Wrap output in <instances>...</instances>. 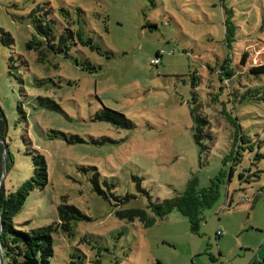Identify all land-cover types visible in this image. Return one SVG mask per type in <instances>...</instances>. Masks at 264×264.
I'll list each match as a JSON object with an SVG mask.
<instances>
[{
    "label": "rangeland",
    "instance_id": "obj_1",
    "mask_svg": "<svg viewBox=\"0 0 264 264\" xmlns=\"http://www.w3.org/2000/svg\"><path fill=\"white\" fill-rule=\"evenodd\" d=\"M32 15L55 43L71 28L70 47L49 48ZM260 63L264 0H0L1 191L32 175L36 153L47 165L14 225L55 222L65 198L84 218L53 233L49 264H264V74L249 72ZM104 107L129 125L97 118ZM95 172L106 192L134 197L103 198ZM191 180L218 191L197 232L177 207L151 226L114 213Z\"/></svg>",
    "mask_w": 264,
    "mask_h": 264
},
{
    "label": "trees",
    "instance_id": "obj_2",
    "mask_svg": "<svg viewBox=\"0 0 264 264\" xmlns=\"http://www.w3.org/2000/svg\"><path fill=\"white\" fill-rule=\"evenodd\" d=\"M32 23L37 32V35L42 37L48 45L49 48L56 51H64L63 47H70V42L68 38L72 37L71 28L67 29V34H61L58 37L57 43L52 42L55 35L52 33V26L45 18L40 16L32 15ZM232 23L230 25L225 24L224 30V41L225 43L230 40L232 36ZM77 35L80 36V32L77 30ZM51 40V41H50ZM50 41V42H48ZM223 41V43H224ZM67 52H65V55ZM246 55V54H245ZM227 60V59H226ZM220 69H224V74L230 76L234 72L228 71L230 68L223 64ZM232 69V68H231ZM253 74H264V63L252 66L249 70ZM0 118V176L2 171V159L4 158L5 149L1 142L5 137L6 122L3 114ZM97 118L111 120L115 124H122L128 126V120L122 115L113 110L104 107L101 114L97 115ZM198 120V118H197ZM205 122V120H202ZM201 124L196 125L195 140L199 142V133ZM72 141H82V138L78 136H72L69 139ZM8 151V149L6 148ZM5 163L8 160L9 153H7ZM33 161V173L32 175L24 180L16 189L13 191L6 192L2 190L0 192V245L2 248L3 259H5L4 264H25L26 260L30 257H35L39 264H49L50 258L53 255V233L61 229L70 235V225H68V220L70 218V213L78 212V215L84 216L80 213L79 209L62 198V202L57 206V220L46 225L32 227L29 229L17 228L14 225L13 217L21 209L24 204L26 197L29 192L35 188H42L47 182V165L45 158L42 154L36 153L32 156ZM136 179V189L137 191L145 194L148 198L150 196L147 194L140 185V179ZM192 179V178H191ZM195 181V180H194ZM193 180L189 181L187 188L180 196H175L172 198H163L161 200L152 201L148 200L146 208L141 207H129V208H117L114 210L115 215L120 219H125L127 221L139 220L143 226H151L155 223L157 218H161L166 214L170 213L175 207L185 215L190 224V229L193 232H197L203 218L201 216L202 210L206 206H210L213 203V199L217 196L218 191L216 187L213 186L211 190H207L210 187L204 189H196L195 182ZM91 182L95 191L105 199L112 198L115 203L114 205H119V203H125L130 198L134 197L133 194L126 193L123 196L114 195L110 192V186L107 188V192L102 189L98 183V173L95 172L91 178ZM106 185L108 183L104 181ZM208 191L210 193H208ZM79 219V218H78ZM219 231V230H218ZM221 231V230H220ZM222 234V233H221ZM217 232V235H221Z\"/></svg>",
    "mask_w": 264,
    "mask_h": 264
},
{
    "label": "water",
    "instance_id": "obj_3",
    "mask_svg": "<svg viewBox=\"0 0 264 264\" xmlns=\"http://www.w3.org/2000/svg\"><path fill=\"white\" fill-rule=\"evenodd\" d=\"M2 179H3V176L1 175L0 176V191L2 188ZM0 229H1V226H0ZM0 264H3V254H2L1 245H0ZM25 264H39V263H38V260L32 256L26 260Z\"/></svg>",
    "mask_w": 264,
    "mask_h": 264
},
{
    "label": "crops",
    "instance_id": "obj_4",
    "mask_svg": "<svg viewBox=\"0 0 264 264\" xmlns=\"http://www.w3.org/2000/svg\"><path fill=\"white\" fill-rule=\"evenodd\" d=\"M218 232V231H217ZM220 235H218L217 237H219ZM249 262H250V260L248 261V263L247 264H249Z\"/></svg>",
    "mask_w": 264,
    "mask_h": 264
},
{
    "label": "built area",
    "instance_id": "obj_5",
    "mask_svg": "<svg viewBox=\"0 0 264 264\" xmlns=\"http://www.w3.org/2000/svg\"><path fill=\"white\" fill-rule=\"evenodd\" d=\"M219 234H221L222 232L221 231H218Z\"/></svg>",
    "mask_w": 264,
    "mask_h": 264
}]
</instances>
